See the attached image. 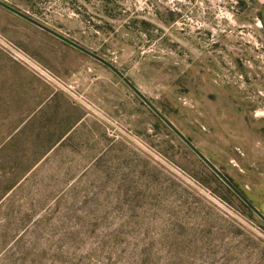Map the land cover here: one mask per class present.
<instances>
[{"label":"rangeland","instance_id":"obj_1","mask_svg":"<svg viewBox=\"0 0 264 264\" xmlns=\"http://www.w3.org/2000/svg\"><path fill=\"white\" fill-rule=\"evenodd\" d=\"M1 1L264 214V0ZM0 264H264V222L0 6Z\"/></svg>","mask_w":264,"mask_h":264},{"label":"water","instance_id":"obj_2","mask_svg":"<svg viewBox=\"0 0 264 264\" xmlns=\"http://www.w3.org/2000/svg\"><path fill=\"white\" fill-rule=\"evenodd\" d=\"M0 6L9 12L17 15L25 21L33 24L39 29L51 34L57 39L65 42L80 52L97 60L112 72H114L135 94L136 96L163 122L262 222H264V214L241 192V190L231 182V180L221 172V170L213 164L117 67L107 61L98 54L81 46L77 42L65 37L57 31L49 28L45 24L39 22L26 13L19 11L13 6L0 0Z\"/></svg>","mask_w":264,"mask_h":264},{"label":"trees","instance_id":"obj_3","mask_svg":"<svg viewBox=\"0 0 264 264\" xmlns=\"http://www.w3.org/2000/svg\"><path fill=\"white\" fill-rule=\"evenodd\" d=\"M242 192V191H241ZM244 194V193H243Z\"/></svg>","mask_w":264,"mask_h":264},{"label":"bare ground","instance_id":"obj_4","mask_svg":"<svg viewBox=\"0 0 264 264\" xmlns=\"http://www.w3.org/2000/svg\"><path fill=\"white\" fill-rule=\"evenodd\" d=\"M263 101V100H262Z\"/></svg>","mask_w":264,"mask_h":264}]
</instances>
